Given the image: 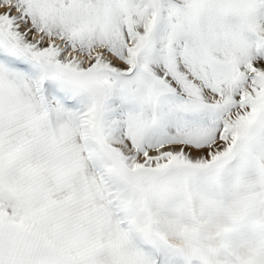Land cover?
Returning a JSON list of instances; mask_svg holds the SVG:
<instances>
[{"label":"snow or ice","instance_id":"snow-or-ice-1","mask_svg":"<svg viewBox=\"0 0 264 264\" xmlns=\"http://www.w3.org/2000/svg\"><path fill=\"white\" fill-rule=\"evenodd\" d=\"M0 264H264V0H0Z\"/></svg>","mask_w":264,"mask_h":264}]
</instances>
